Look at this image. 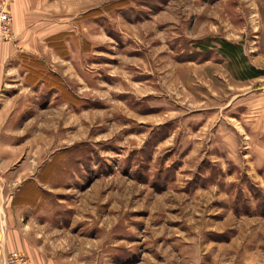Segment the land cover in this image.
<instances>
[{"label": "rangeland", "instance_id": "1", "mask_svg": "<svg viewBox=\"0 0 264 264\" xmlns=\"http://www.w3.org/2000/svg\"><path fill=\"white\" fill-rule=\"evenodd\" d=\"M44 2L0 103L22 253L264 264V0Z\"/></svg>", "mask_w": 264, "mask_h": 264}, {"label": "crops", "instance_id": "2", "mask_svg": "<svg viewBox=\"0 0 264 264\" xmlns=\"http://www.w3.org/2000/svg\"><path fill=\"white\" fill-rule=\"evenodd\" d=\"M44 1L9 0L8 11L11 17V30L20 42L35 38V28L30 27V23L44 16ZM55 18L57 17L55 16ZM17 44L19 45L18 42L13 44L11 41H0V103H3L5 97L7 101L10 100L4 88V74L5 68L10 66L7 60L18 52ZM2 108L3 106L0 107V120L4 116ZM3 147V144L0 143V264H4V258L11 250L30 253L29 237L24 229V221L22 222L18 205L13 201L15 193L10 187L18 179L16 170L13 168L15 161H13L11 152L10 155H4ZM32 260L33 264L43 263L38 258Z\"/></svg>", "mask_w": 264, "mask_h": 264}, {"label": "built area", "instance_id": "3", "mask_svg": "<svg viewBox=\"0 0 264 264\" xmlns=\"http://www.w3.org/2000/svg\"><path fill=\"white\" fill-rule=\"evenodd\" d=\"M12 37L11 17L7 0H0V41H8ZM4 264H32L31 259L18 250H11L4 258Z\"/></svg>", "mask_w": 264, "mask_h": 264}, {"label": "trees", "instance_id": "4", "mask_svg": "<svg viewBox=\"0 0 264 264\" xmlns=\"http://www.w3.org/2000/svg\"><path fill=\"white\" fill-rule=\"evenodd\" d=\"M259 73V72H258Z\"/></svg>", "mask_w": 264, "mask_h": 264}]
</instances>
